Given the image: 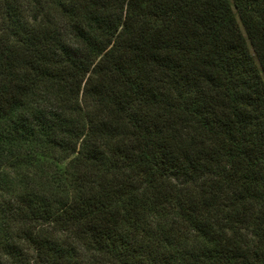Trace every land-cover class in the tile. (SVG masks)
I'll return each mask as SVG.
<instances>
[{"label": "trees", "instance_id": "obj_1", "mask_svg": "<svg viewBox=\"0 0 264 264\" xmlns=\"http://www.w3.org/2000/svg\"><path fill=\"white\" fill-rule=\"evenodd\" d=\"M0 264H264V0H0Z\"/></svg>", "mask_w": 264, "mask_h": 264}]
</instances>
